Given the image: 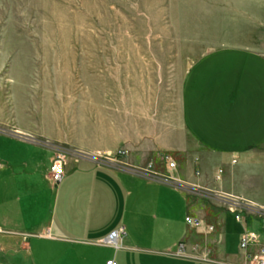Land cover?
I'll return each mask as SVG.
<instances>
[{
    "label": "crops",
    "instance_id": "0c3cea01",
    "mask_svg": "<svg viewBox=\"0 0 264 264\" xmlns=\"http://www.w3.org/2000/svg\"><path fill=\"white\" fill-rule=\"evenodd\" d=\"M181 117L192 140L172 167L148 169L131 153L118 167L73 154L55 183L49 144L0 132V264H249L264 215L241 208L237 219L225 194L264 204V48L229 44L197 57ZM119 227L118 246L103 242ZM246 229L258 241L243 249Z\"/></svg>",
    "mask_w": 264,
    "mask_h": 264
},
{
    "label": "rangeland",
    "instance_id": "374dc122",
    "mask_svg": "<svg viewBox=\"0 0 264 264\" xmlns=\"http://www.w3.org/2000/svg\"><path fill=\"white\" fill-rule=\"evenodd\" d=\"M229 44L264 48V0H0V132L26 131L53 159L60 149L118 167L131 153L168 169L192 140L190 65ZM225 195L237 219L264 215Z\"/></svg>",
    "mask_w": 264,
    "mask_h": 264
},
{
    "label": "built area",
    "instance_id": "2783aa9c",
    "mask_svg": "<svg viewBox=\"0 0 264 264\" xmlns=\"http://www.w3.org/2000/svg\"><path fill=\"white\" fill-rule=\"evenodd\" d=\"M64 163H65V153L63 150H57L54 159L52 160L49 170L48 177L52 182L59 181L64 173ZM173 165L174 162H170V165ZM238 217V215H237ZM185 220L187 223L200 226L202 221L198 217L191 215H186ZM211 227V225H210ZM124 233L123 227L114 229L111 231L107 237L103 239V242L110 243L114 247L120 244L122 234ZM258 241V235L251 230H244L239 236V247L246 249L251 243ZM183 249V243H180L179 250ZM249 264H264V243L260 244L255 252L248 254ZM105 264H118L117 260L114 257H109L106 259Z\"/></svg>",
    "mask_w": 264,
    "mask_h": 264
}]
</instances>
